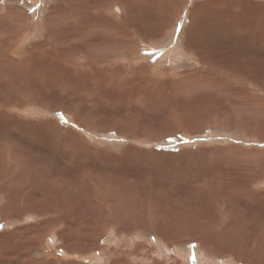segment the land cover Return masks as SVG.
Returning a JSON list of instances; mask_svg holds the SVG:
<instances>
[{
    "label": "rangeland",
    "instance_id": "374dc122",
    "mask_svg": "<svg viewBox=\"0 0 264 264\" xmlns=\"http://www.w3.org/2000/svg\"><path fill=\"white\" fill-rule=\"evenodd\" d=\"M117 3L122 5L119 17L111 12ZM102 20L113 23L111 28ZM164 49L171 50L176 58L160 62L157 57ZM43 66L53 73L41 71L39 67ZM37 95L39 100H35ZM3 108L8 110L3 112ZM17 120L31 127L29 132L25 127L24 133L23 128L20 131ZM136 132L140 137L137 140ZM101 137L110 141L99 142ZM2 140H10L11 149H21L22 153L13 154L22 158L23 165L26 163L25 179L41 174L40 183L49 187L43 190L47 195L42 197L43 203L39 202L41 197L38 200L34 196L37 201L30 204L62 207L63 220L57 218L61 226L50 222L35 234L29 230L22 233L41 239V248L50 255L74 261L78 257L76 238L86 234L73 219L80 203L87 200L85 204L92 209L102 207L100 210L107 215L112 214L108 199H101L87 188L91 182L85 175L91 169L78 163L77 157L85 163L89 150L121 153L131 147L162 153L158 158L152 155L157 159L148 167L132 150L123 155L120 166L134 175L107 170L112 178L109 182L118 193L123 188L120 193L139 200V208L125 204L126 215L131 209L136 219L141 220L142 215L143 221H148L144 225L150 224L147 230L139 226L125 232L126 236L140 238L133 239L134 247L142 249L143 258L148 257L145 252L154 257L152 244L157 240V249L170 242L174 248L189 251L187 259L178 264H202L215 258L228 264H264L263 166L260 157L251 159L264 152V0H0ZM229 146L250 152L252 170L236 165V173L224 170L223 174L222 170L231 156L248 153L230 149V155H218L223 159L215 171L216 157L200 150ZM229 156L231 159L226 161ZM0 157L1 172L2 151ZM34 158L39 162L33 166ZM140 169L145 170L144 175L138 172ZM240 173L253 177L251 191L255 193L251 198L234 182L246 179ZM0 175L1 184L4 179ZM48 179L53 182L48 184ZM122 179L134 188L126 191L119 181ZM150 182L157 186L151 189ZM52 185L60 188L58 202L52 199ZM22 199L15 204L20 210L24 208ZM9 212L0 208V225ZM213 215L220 216L216 227L211 222ZM189 230L205 231L203 242L194 237L186 241ZM99 243V250L89 249L86 253L98 252L100 263L110 264L107 258L117 242L111 241L108 229ZM23 250L24 256H20L10 249L1 256L0 263L27 264L25 258L37 259L33 251L27 250L26 254L24 245ZM63 251L66 257L59 254ZM164 257V264H175L169 256Z\"/></svg>",
    "mask_w": 264,
    "mask_h": 264
},
{
    "label": "bare ground",
    "instance_id": "6f19581e",
    "mask_svg": "<svg viewBox=\"0 0 264 264\" xmlns=\"http://www.w3.org/2000/svg\"><path fill=\"white\" fill-rule=\"evenodd\" d=\"M256 3V2H254ZM121 4V3H120ZM210 5V4H209ZM256 6V5H255ZM115 7H117V10L115 12ZM115 7L113 6L111 12H113L114 14H119V12H121V7L122 5H119V3H117V5H115ZM252 8V7H251ZM93 10V9H92ZM105 11V10H104ZM118 11V12H117ZM250 12V11H249ZM103 13V12H102ZM108 13V12H107ZM94 14V13H93ZM110 15V14H109ZM119 15H122V14H119ZM126 15V14H125ZM96 16V15H95ZM118 16V15H117ZM92 18H95L94 16H91ZM119 17V16H118ZM242 20V19H241ZM106 21V20H105ZM80 23V22H79ZM103 25L105 26H110L111 28V24L113 23H107V22H104L102 20ZM60 24V23H59ZM238 24V23H237ZM120 28V27H119ZM3 32V31H2ZM142 32V31H141ZM10 34V33H9ZM79 34V33H78ZM250 36V35H249ZM258 36V35H257ZM98 45V44H97ZM149 45V44H148ZM147 45V46H148ZM192 46V44H191ZM104 47V46H103ZM81 48V47H80ZM168 48V47H167ZM165 50V49H164ZM198 52H200L202 55V51L201 50H197ZM162 52V51H161ZM157 53V52H156ZM176 55H174L172 53L171 50H165V52H163L159 57H157L159 59L160 62H164L165 61H169V60H174L176 57ZM189 56V55H188ZM138 57V56H137ZM202 58V57H200ZM101 59V58H100ZM73 60L74 61H78V58L76 56H73ZM179 60V59H178ZM104 61V60H103ZM102 61V62H103ZM177 61V60H175ZM31 63V62H30ZM110 63V62H109ZM105 64V62H104ZM107 64V63H106ZM161 64V63H160ZM176 64V63H175ZM94 65V64H93ZM103 65V64H102ZM37 66V65H36ZM108 66V64H107ZM62 67V66H61ZM102 67V66H101ZM104 67V66H103ZM102 67V68H103ZM257 67V66H256ZM41 69V71H47L46 73H49V71L51 73H53L50 68H47L45 66L43 67H39ZM66 68V67H65ZM79 69V68H78ZM65 70V69H64ZM63 70V71H64ZM66 70L69 71V68H66ZM102 70V69H101ZM252 70V69H251ZM85 72V70H83ZM71 72V71H70ZM98 71H96L97 73ZM56 73V72H55ZM60 75V74H58ZM85 75V74H84ZM97 75V74H96ZM65 79L67 78V80H69V76L65 73ZM101 77V76H100ZM83 78V77H82ZM91 78V77H90ZM101 80V78H99ZM76 80V79H75ZM169 81V79H168ZM167 81V82H168ZM73 82V80H72ZM88 82V81H87ZM255 82V81H254ZM62 83V82H61ZM65 84V82H64ZM42 85V84H41ZM88 85V84H87ZM150 86V85H149ZM148 86V87H149ZM76 87V86H75ZM47 88V87H46ZM77 88V87H76ZM182 89V87L180 88ZM209 89V88H208ZM69 91V90H68ZM129 91V90H128ZM181 94L182 91L179 90ZM231 91V90H230ZM44 92V91H43ZM207 92V91H206ZM217 92V90H216ZM47 94V93H44V95ZM214 94V93H213ZM41 95V94H40ZM47 97V96H46ZM206 97V96H205ZM106 98V97H105ZM38 99V95L36 97L35 100ZM39 100V99H38ZM41 100V99H40ZM256 100V99H255ZM205 101V100H204ZM161 103V102H160ZM3 107L4 106H8L9 107V104H6V103H2L1 104ZM212 105V104H210ZM215 105V104H214ZM216 107V106H215ZM218 108V107H217ZM220 108V107H219ZM12 110V108H10ZM14 109V108H13ZM226 109V107H225ZM8 109H5L3 108V112H6ZM10 110V111H11ZM29 110V109H28ZM92 112V111H91ZM215 112V111H214ZM219 112V111H218ZM43 114V113H42ZM46 114V113H45ZM202 116V115H201ZM223 116V115H222ZM220 117V116H219ZM14 118V117H13ZM198 119V118H197ZM78 121V120H77ZM145 121V120H144ZM217 121V120H215ZM18 122V120H17ZM50 122V121H48ZM76 122V121H75ZM218 122V121H217ZM231 122V121H229ZM78 123V122H77ZM224 123V122H223ZM234 123V122H233ZM80 124V122H79ZM17 128L19 127L20 131L22 130V132L24 133V129L26 128L27 131L29 132V129L31 127H28L27 125H25V123H21V122H18L16 124ZM25 127V128H24ZM8 129V128H7ZM42 131V129H41ZM90 132V131H89ZM43 133V132H42ZM91 133V132H90ZM39 134V133H38ZM93 134V133H92ZM14 135V134H13ZM12 135V136H13ZM139 134L136 132L135 133V137H136V140L138 138H140L138 136ZM140 136H144V135H140ZM45 138V137H43ZM64 138V137H63ZM97 138V137H96ZM38 141H41L39 138H36ZM110 141V140H107L103 137L99 138L98 141L101 142V141ZM121 140V139H120ZM36 141V140H35ZM52 141V138L50 139V142ZM53 142V141H52ZM105 142V141H104ZM2 143L6 144V145H2ZM113 143V142H112ZM115 143V142H114ZM10 140H2L0 141V151L3 152V163H1V174L3 175V181L2 183L0 184V208L1 210L5 209V212H8V210L11 212H9L8 215H5L3 216L4 219H3V225L1 224L0 225V260H1V256L5 253H7L10 249L12 250L13 249V253L16 252V254H20V256H24V250H23V245L26 247V254H27V250L29 252H35L37 253V259H32V261L30 260V257L28 258H25V263L27 264H57V262H59L60 264H87L88 261H92V262H95L96 264H101L99 260H101V255L100 254H97L95 251H93L94 249H98L100 248V243H99V239L101 238V236L103 235L105 229H108L109 230V233H110V239L111 241L114 243V242H117V243H114V249L111 250L110 254L108 255V260L109 261L108 263L110 264H139L140 261H145L144 264H164V254L166 256H169L168 260L171 261L172 259V262H174L175 264H178L179 263V260H186L187 259V255L189 254V251H187L186 249H180V248H174L173 245L167 243L166 246L161 244L160 248L157 249V245H158V242L157 240H154L153 241V251H154V254H153V258H150L149 255L150 253L148 254V252H145L147 253L146 255L148 257H144L143 258V254H141L140 250V247L138 246V248L134 247L135 245V241L133 239H135L137 241V239H140L139 237H132V236H126L125 235V232L127 231H130L134 228H137V227H141V228H145L146 230L148 229V227H150V224L148 223V225H144L146 222L148 221H143V216L141 215L140 219H136L135 217V213H133L130 209L129 213L126 215V211L129 207V205H133L135 208H139L138 207V201H136L135 199L132 198V200L130 199V197H127V193H120L122 192V189L123 188H119V193H118V189H114L112 186V183L109 182V180L111 181V176L108 174L107 176V170H109V172H111L110 170H113L114 173L117 172V170L121 171L122 174L126 175H132L134 172L132 171H129L126 169H124L122 166H120L121 164H119V159H123V155H128V152L129 151H134L136 153H138L139 155H137L138 157L140 156V158L142 157V159H144L147 164H145L146 166L149 164V162L152 164V160H154L156 157L158 158L159 156L161 157L162 153L160 152H156V151H152L151 153H148V152H145V151H140V150H137V148L133 149L131 147H128L126 149L123 150V152H112V151H105L103 149H92V150H89V154H88V158L87 160L88 161H85V163L83 162V159L82 157H77V159H79L80 161H78L77 159V162L81 164H84L83 166L85 167V165H88V169L90 171V174L87 173V175H85V178L87 179V181L91 182V185L87 186V188L89 187V189L91 191H93V194L100 197L101 199L105 198V199H108V202L110 205L108 206L110 208V210L112 211L111 215H107V213L105 212V210H100L102 209V207H99L97 209H92L90 204H85L86 201H84V203H80L81 205L78 206L79 211L76 212L75 214V219L74 222H76V225H79L81 228H84V231L86 234H81V235H78V238L80 239H77L76 238V242H77V248L75 251H77V253L75 255H77L78 257H76V260H69V259H66V258H63V259H60L59 257H56L55 255H50L44 251V248H41V239H36V238H33V234L31 235L30 233H26V234H22L23 232H25L26 230L34 233V232H39L38 229H46L45 228V225L46 224H49L50 222L51 223H58L57 221H59L57 218H60L61 220H63L62 218V207L59 205V204H56L55 207H52L51 208H48L46 207L45 205H36V206H33L32 204H30V202H32L33 200L37 201L36 199H34V196H37L38 197V200L39 198L41 197L40 201L39 202H42L43 203V198L42 197H45L47 195H43V190L45 191H48L49 190V187L48 185H43L42 183H40V179H41V174H38V175H35V177H33V179L31 180L30 178L27 180L25 179V174H28L25 171V167L24 165L26 164H22V158H19V156H17V154H13V153H20L21 152V149H11L10 148ZM52 146V145H51ZM5 147H8V151L5 152ZM87 148V147H86ZM92 148V147H91ZM234 148V149H232ZM230 149L232 150V152L234 151H238L239 152H242L241 150L237 149L236 147H232V146H229L228 148H211V147H201V152L203 151V153L205 152V150H207V153L206 154H211L213 155V157H216V164L214 163V166L213 169H215V171H217V167L216 165L220 164L219 161L221 159H223V155H230ZM136 150V151H135ZM133 152V153H134ZM255 152V151H254ZM252 152V153H254ZM22 153V152H21ZM243 154L245 153H248L247 155L245 156H230L229 157H226V161L227 159H231L228 163H226L225 166V169H223L222 167V170H223V174H224V170H229V171H234V169L236 167H239L241 168V166H243L244 169H248L250 167V169L252 170V164L250 163V161H248L250 158L249 156L251 155L250 152H242ZM223 154V155H222ZM250 154V155H249ZM21 155V154H20ZM94 155H97V158L94 156ZM152 155H155L156 157L153 158ZM158 155V156H157ZM218 155H222V156H218ZM253 155V154H252ZM255 156L251 159H254L255 157L258 158L260 157V159L262 160V174H261V179L263 180L264 182V152H260L258 154H254ZM85 156V155H84ZM131 156V154H130ZM175 156V155H174ZM247 156V157H246ZM99 157V158H98ZM133 157V156H131ZM1 158V157H0ZM156 158V159H157ZM247 158V159H246ZM214 159V158H213ZM38 162H39V159H37ZM36 158H34V160H32L33 162V166L35 165V163L37 162ZM74 160V161H75ZM135 160V159H134ZM55 161V160H54ZM156 161V160H154ZM31 163V164H32ZM161 163V162H160ZM139 164V163H138ZM260 164V165H261ZM40 165V164H39ZM236 165V167H234ZM32 166V165H31ZM74 167V166H73ZM148 167V166H147ZM31 168V167H30ZM113 168V169H112ZM121 168V169H120ZM242 168V169H243ZM86 169V168H85ZM117 169V170H116ZM139 169V168H138ZM145 169V168H144ZM168 169V168H167ZM102 170V171H101ZM127 170V171H126ZM146 170V169H145ZM145 170H138V172H141L145 173ZM151 170V169H150ZM239 170V169H237ZM241 170V169H240ZM112 171V172H113ZM135 171V170H134ZM213 171V170H212ZM211 171V172H212ZM260 171V170H259ZM29 172V171H28ZM54 174V170L52 171ZM100 172H103L102 175L100 176V174L98 173ZM120 172V173H121ZM129 172V173H128ZM137 172V173H138ZM238 172V171H236ZM235 172V173H236ZM31 173V172H30ZM58 172H56L55 175H57ZM85 174V173H84ZM135 174V173H134ZM133 174V175H134ZM233 174V173H232ZM241 174V173H240ZM30 175V174H29ZM117 175V173H116ZM119 175V174H118ZM239 175V174H238ZM241 175H244V177H246V179H242L239 178V179H236L234 180L235 183H238V186L240 187L241 190H246L249 194H250V198L254 195L255 191H251L252 190V182H251V179L253 177H251L249 174L245 175V173H242ZM1 176V175H0ZM33 176V175H32ZM30 176V177H32ZM44 176V175H43ZM114 176V175H113ZM112 176V177H113ZM177 176V175H176ZM103 178H110L108 180L106 179H102ZM116 177V176H115ZM114 177V178H115ZM119 177V176H118ZM145 177V176H144ZM258 177V176H257ZM2 179V177H0ZM46 178L45 176L43 177V179ZM54 177H52L53 179ZM140 178V177H139ZM260 178V176H259ZM258 178V180H259ZM42 179V180H43ZM48 179L47 183L49 184V181H52ZM102 180V181H101ZM153 180V179H152ZM1 181V180H0ZM30 181V182H29ZM55 181V180H54ZM121 182V184L123 185L124 183V187L126 188L125 190L126 191H130L131 189V186H128V184L122 179V180H119ZM154 181V180H153ZM261 181V180H260ZM260 181H256L257 183L260 182ZM53 182V181H52ZM155 182V181H154ZM157 182V181H156ZM151 183V182H150ZM158 183V182H157ZM33 184V185H31ZM54 184V183H53ZM152 186H151V189L152 188H155L157 185L156 183H151ZM164 184V183H163ZM264 184V183H263ZM13 185L16 186V189L13 188ZM20 185H23L21 186L20 188ZM56 185H57V182H56ZM121 185V186H122ZM156 185V186H155ZM259 185V184H258ZM33 186V187H32ZM58 186V185H57ZM164 186V185H163ZM59 187V186H58ZM132 188H134V186H132ZM138 188V187H137ZM140 188V187H139ZM225 189V188H224ZM13 190L16 192V194H14ZM17 190V191H16ZM26 191V192H25ZM115 191V193H113ZM155 191V190H154ZM1 192H4L3 195L1 196ZM25 192V193H24ZM152 192V191H151ZM50 193H53L52 195V199L53 201L55 202H58L60 201V199H58L59 197V193H60V188H56L52 185V189L50 190ZM63 194V193H62ZM72 195V194H71ZM69 194V196H71ZM154 195V194H152ZM135 196H136V193H135ZM193 196V195H192ZM23 199H22V198ZM49 197V196H48ZM68 197V195H67ZM121 197V198H120ZM127 197V198H125ZM61 198V197H59ZM22 199L23 200V203H24V208L23 209H18L15 204L19 202V200ZM51 199V200H52ZM68 199V198H67ZM70 199V197H69ZM111 199V201L109 200ZM144 200V199H143ZM209 200V199H208ZM221 200V199H220ZM78 201V200H77ZM80 201V200H79ZM119 201V202H118ZM146 201V200H145ZM144 201V202H145ZM218 201V200H217ZM238 201V200H237ZM29 202V204H27ZM129 202V203H128ZM211 203V201H207V204ZM46 203H47V200H46ZM118 203V204H116ZM128 205V207H126V205ZM151 204V203H150ZM194 204V203H193ZM131 205V207H132ZM23 206V205H22ZM21 208V207H20ZM134 208V209H135ZM145 208V207H144ZM215 208V207H214ZM213 208V209H214ZM222 208V207H221ZM220 208V209H221ZM209 209V208H208ZM216 209V208H215ZM235 209V208H234ZM13 212H12V211ZM136 210V209H135ZM74 211V210H73ZM83 211H86V213L83 214ZM211 211V210H210ZM214 211V210H213ZM218 211V210H217ZM223 211V210H221ZM236 211V210H235ZM4 212V211H3ZM101 215H100V214ZM228 214H229V211H228ZM149 215V214H148ZM210 215H211V212H210ZM215 215V214H214ZM212 216L211 219L213 218V220H211V222H214L213 224V227H216L214 226L216 223H218L219 219H220V216L219 215H216V216H219V217H216V216ZM69 216V215H68ZM222 216V215H221ZM228 216V215H227ZM200 217V216H199ZM202 217V216H201ZM224 217V216H222ZM52 218V219H51ZM204 218V217H203ZM2 219V218H1ZM12 219H16L14 220L13 222H10V220ZM147 219V218H146ZM162 218H160L161 220ZM193 219V218H192ZM236 219V218H235ZM49 221V222H48ZM192 221V220H191ZM156 222V221H155ZM156 223H159V220L157 219V222ZM152 224V223H151ZM163 224V223H162ZM223 224V223H222ZM18 227H12V226H17ZM52 225V224H51ZM59 226H61L59 223L57 224ZM56 225V227H58ZM186 225V223H185ZM192 225V224H191ZM221 225V224H220ZM264 225V224H263ZM190 226V225H189ZM210 226V225H209ZM12 227V228H11ZM187 227V226H186ZM195 227V226H193ZM212 227V226H211ZM61 227H59L57 229V231H60ZM152 228V227H151ZM188 228V227H187ZM139 229V228H138ZM206 229V228H204ZM18 230V231H17ZM156 230L159 232L158 228H156ZM134 231V230H132ZM154 231V230H153ZM209 231V230H206V232ZM51 232V231H50ZM149 232V231H148ZM164 232V231H163ZM235 233V232H234ZM35 234V233H34ZM45 234V233H43ZM187 234H189V236L187 238H185L186 241H188L189 238H196L198 240H200L201 242H203V238L204 236L206 235L205 234V231L204 233H201V232H197L196 230L194 231H191L189 230L187 232ZM242 234V233H241ZM22 235L26 236L27 237H22ZM55 235V234H54ZM53 235V237H54ZM76 235V234H75ZM158 235V234H157ZM159 235H163L164 234L160 233L159 232ZM167 235V234H166ZM165 235V236H166ZM30 236V237H28ZM32 236V237H31ZM61 236V235H60ZM71 236V235H70ZM69 236V237H70ZM51 241V245H53L55 243V238H53ZM74 237V235H73ZM170 237V236H169ZM21 238V239H20ZM64 238V236H63ZM67 238V237H66ZM66 238H64L66 240ZM164 238V237H163ZM29 239V240H28ZM169 239V238H168ZM72 240V239H71ZM184 240V241H185ZM190 240V239H189ZM67 241V240H66ZM167 241V240H166ZM149 242V241H148ZM152 242V240H151ZM225 242V241H224ZM207 243V242H206ZM68 244V243H67ZM66 244V245H67ZM70 244H73V243H70ZM160 244V243H159ZM177 244V243H176ZM49 245V244H48ZM59 245V244H57ZM203 245V244H202ZM68 246V245H67ZM74 246V245H73ZM72 246V247H73ZM123 246V247H121ZM141 246V245H140ZM234 246V245H233ZM70 247V248H72ZM115 247H120L121 248V251L117 249H115ZM68 248V247H67ZM195 248V247H194ZM89 249H93L92 253H86ZM16 250V251H15ZM23 250V252L21 251ZM71 250V249H70ZM99 250V249H98ZM6 251V252H5ZM58 251V250H57ZM74 251V250H73ZM12 252V251H11ZM71 252V251H70ZM70 252H68L67 254H70ZM9 253V252H8ZM193 253V252H192ZM196 253V252H195ZM230 253V252H229ZM60 255H63L65 256L64 254H66V252H59ZM197 255V254H196ZM71 256V255H69ZM68 256V257H69ZM199 256V255H198ZM253 256V255H252ZM66 257V256H65ZM130 257V258H129ZM78 258V259H77ZM3 259V257H2ZM21 259V258H20ZM98 259V260H97ZM158 259H159V262H158ZM213 259V258H212ZM217 258H215L214 260L215 261H211V259H206L202 264H228V263H223V262H220L219 260H216ZM230 259V258H229ZM134 261V263H130V261ZM139 261V262H138ZM12 262V260H11ZM107 263V262H106ZM105 263V264H106ZM1 264V263H0Z\"/></svg>",
    "mask_w": 264,
    "mask_h": 264
}]
</instances>
